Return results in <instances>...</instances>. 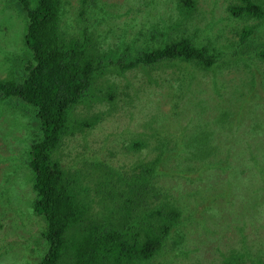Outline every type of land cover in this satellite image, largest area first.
<instances>
[{"label": "trees", "instance_id": "1", "mask_svg": "<svg viewBox=\"0 0 264 264\" xmlns=\"http://www.w3.org/2000/svg\"><path fill=\"white\" fill-rule=\"evenodd\" d=\"M143 1L149 7L165 3L164 0ZM171 1H175L178 12L188 18L199 11L198 0ZM10 3L13 8H10ZM105 4V0H0V35L2 26L7 24L8 14H17L16 18L24 22L21 25L24 28L22 38L27 52L26 63L20 67L26 73L20 82L13 75L9 79L0 78V101L18 100L33 110V118L39 123L37 133L33 135L34 142L27 152L29 160L25 164L32 181L31 206L34 213L45 220L41 239L47 248L37 264H148L171 243L172 230L182 219L184 206L198 203V190L194 182L204 177L209 179V187L217 181L216 189H224L222 182H227L226 187L231 193L222 200L227 211L219 212L217 217L238 218L245 212L258 209L256 207L249 211L246 208L249 205L245 204L259 184L264 186L252 163L247 162V155L250 157L249 152H252L257 164H264V138L257 144L245 146H236L235 138L243 129L246 117L252 119L256 116L255 104L250 100L251 92L257 90L261 101H264V72L257 62L264 63V45H260L255 65L247 62L250 70L243 73L255 85L243 83L228 88L226 84V88L215 79L210 84L213 92H209L207 81L195 77L197 84L194 88L204 95L207 102L215 95L222 99L216 105L208 106V109H215L218 113L217 127L222 126L226 133V136L223 134L224 138L217 128L208 124L205 117L209 119V110L196 119L194 127L201 129L199 133H192L188 128L186 132L180 129L178 134L169 131L171 126L180 122L183 112L180 93L174 89V99L169 98L172 114L165 119L176 122L168 128L160 121L156 123L166 114L159 109L149 120L142 121L141 113L144 110L151 112L152 108L144 107L140 112V103L147 100L139 94L144 87L139 82L131 81L134 77L129 78V74L123 89L126 90L124 95L130 99L128 116L135 117L137 127L144 122L141 131L135 133L138 137H133L122 148L139 156L140 160L129 167L120 164L121 149L119 151L117 145L118 153H115L114 144L119 142L115 138L110 139L113 134L95 146L94 136L87 131L105 119L103 116L111 115L112 110L94 112L90 119L81 117L80 105L91 108L94 102L114 103L120 94L119 86L107 79L108 73L126 76L128 71H141L147 75L148 81H153V69L164 64L167 67L185 64L178 69V81L188 72L191 64L206 72L213 70L214 73L220 62L224 67H229V64L222 61L223 54L216 45L221 41L219 32L215 42L207 39L204 43L199 29H190L183 19H177L180 22L164 29L182 33L184 27L186 35L178 37L170 31L157 30L158 23H155L149 31L150 38L146 39L147 46L139 48L133 56H127L130 47L124 50V43L119 44L116 50L110 44L104 48L100 45L96 24L103 22L110 25L109 31L114 29V23L108 19L110 13L104 10ZM136 4L135 0H129L127 13L136 12ZM153 9H148V16H153ZM99 10L103 14L100 18L96 16ZM228 11L232 17L243 21L260 20L257 24L246 25L240 40L231 43V62L236 64V58L247 54L245 52L249 48L245 44L250 45V39L259 27L263 34L264 0H237L231 2ZM71 12L77 22L76 27L68 21ZM93 16L95 20L91 21ZM161 21L166 25L163 19ZM144 29L143 23L136 29L133 41L143 34ZM242 44L246 46L244 49ZM0 52L5 53L4 50ZM102 82L107 85H104V89ZM188 86L185 93L189 92L191 85ZM99 88L101 93L97 94ZM161 99V103H166ZM260 109L258 113L262 112ZM114 111L119 112L120 108H114ZM189 113L191 111L185 115ZM192 121L188 118L189 123ZM150 137L152 144L149 143ZM171 137L175 138L173 145ZM68 141L70 150L76 156L74 164H71L73 170L66 169L63 160L54 156ZM79 146L81 150H77ZM99 148H103L104 152H93ZM147 149L153 152L150 160L142 158ZM238 151L242 152V156H236L235 152ZM245 171L246 175H243ZM179 177L187 182L189 192L179 190L176 195L174 190L179 188L180 182L177 181L174 186L172 182L169 187L168 181ZM235 183L241 189L235 188ZM261 188L264 190V187ZM249 208L253 206L250 204ZM219 228L223 230V227ZM226 264H231V261Z\"/></svg>", "mask_w": 264, "mask_h": 264}, {"label": "rangeland", "instance_id": "2", "mask_svg": "<svg viewBox=\"0 0 264 264\" xmlns=\"http://www.w3.org/2000/svg\"><path fill=\"white\" fill-rule=\"evenodd\" d=\"M105 1L104 10L110 13L108 19L114 23V29L109 31L108 27L110 25H105L103 22L96 24L102 47L105 48L110 44L112 49L116 50L119 44L124 43L122 47L124 50L127 49V46L130 47V50H127V56H133L138 52L139 48L147 46L146 39L150 38L149 31L155 23H158V26L155 25L157 30L170 31L174 36L179 35L178 37L182 34L186 35L184 27L182 33L164 29L166 26L171 28L175 22H180L177 19H183L190 29L196 27L199 29V36L205 41L204 43L207 42V39L215 42L216 35L219 32L221 41L216 45L223 54L222 61L227 62L229 67H224L220 62L216 73H214L213 70L206 72L199 66L191 64L187 69L188 72L178 81V69H182V67L186 66L185 64L178 63L168 65V67L164 64L158 69H153V81H148L147 75H143L141 71L139 73L137 71H128L125 73L126 76L109 72L107 75L109 82L113 81L119 86L118 92L120 91V94L116 97L115 102H94L91 108L80 105L81 117H84V119H90L94 112L112 110V114H108L107 117L103 116L105 119L101 120L94 129H87L94 136L93 142L96 143L95 146H99L100 142H104L113 134L110 139L115 138L119 142V144H114L115 153H118L117 145H119V151L121 149L120 164H127L131 167L140 160L138 154L128 153L122 149L127 143L132 141L133 137H138L135 133H138V130L141 131L144 124V122H141L140 126L137 127L138 124L137 120L134 119L135 117L128 116L127 109L130 99L124 95L126 90L123 89L129 74H131L129 78L134 77L131 81L139 82L144 87V91L139 94L143 97L145 96L147 100L144 103H140V112L144 107L152 108L151 112L144 110L141 113L142 121L149 120L154 116L156 109H159L166 114H164V117L158 118L156 123L160 121L167 128L172 123H175L174 119L167 121L165 118L172 114V104L169 103V98L174 99L172 92L177 90L181 96L180 107L183 112L180 116V122L171 126L169 131L178 134L180 129L186 132L188 128L192 133L193 131L199 133L201 129H195L194 127L197 123L196 119L201 118L202 113L209 110L211 111L210 120L207 116L205 117L208 120V124L214 129L217 128V131L221 133V137L224 138L223 134L226 136V133L222 126L217 127L218 119L216 120V118L218 113H216L215 109H208V106L216 105L219 102L218 100L222 99L215 95L214 99H208L209 102H207L203 97L204 95L194 88L197 84L195 77L207 81L209 92L212 91L210 84L215 79L218 82H222L225 87L227 84L228 88L243 83L255 85V82L244 76L243 73H245V70H250V65L247 62L255 65L260 45H264V31L261 34L262 28L259 27L258 31L255 32L256 34H254L255 36L250 39V45L245 44L249 50L241 58H236V64H232L231 59L233 57L230 53L232 52L231 43L240 40V34H242L244 27L248 24H257L260 20L243 21L232 17L228 13V8L231 2L237 0H198L199 11L191 18L178 12L175 1L164 0L165 3L161 5L151 6L155 9H153V16H148L147 11L151 7L147 6L143 0H135L138 3L134 6L137 11L130 13H127L129 0ZM3 7L2 4L1 8ZM10 8H13L12 3H10ZM102 15V11L99 10L96 16L100 18ZM8 16L7 24L2 26L3 31L0 35V51H5V53L0 52V78L9 79L13 75L20 82L26 73L20 68L25 65L27 57L22 38L24 28L21 25H24V22L16 18L18 15L14 16L12 12ZM162 19L166 25L164 22L162 23ZM90 20L94 21L95 16ZM68 21L76 27L77 22L72 18V12L69 13ZM143 23L145 24L143 34H139L136 41H133L132 38L136 29H139ZM191 24H193V27ZM69 29L70 31L72 30L71 28ZM245 45H241L242 49L246 47ZM257 62L261 66V71L264 72V63L262 61ZM262 74L264 75V73ZM219 78L223 79L224 82ZM171 79H175V81ZM104 85L105 83L102 82V89H104ZM188 85H191L188 88L189 92L185 93V88L189 87ZM105 86L107 87V85ZM99 90L100 88L97 89V94L101 93ZM251 94L250 100L255 104L254 115L256 116L252 119L246 117L243 129L239 136L235 138L236 146L257 144L261 138H264V101H261L260 93L257 90L252 91ZM262 96H264L263 93ZM161 98L166 103H161ZM201 98L202 100L199 102ZM256 103H258L259 107H257ZM112 104L115 106L112 107ZM114 108H120V111H114ZM259 109L262 111L261 113H258ZM0 111H2L0 113V264H37L47 248V244L41 239V233L45 228V220L42 216L36 215L31 206L33 201H31L33 196L32 181L29 168L25 164L29 160L27 152L31 143L34 142L35 138L33 137L35 136L33 135L37 133L36 127H38L39 123L33 118V110L16 99L0 101ZM187 111H191V113L185 115ZM197 113H201V115ZM188 118L193 121L189 123ZM148 139L149 143L152 144L151 137ZM172 139L173 137L170 140ZM244 139L245 141H243ZM241 141H243V144H241ZM93 142L92 145H94ZM174 142L175 138L172 145ZM77 150H81V146L77 147ZM101 151L104 152V149L93 150V152L98 154ZM235 154L239 157L242 156L240 151L235 152ZM249 154L250 157L247 155V162L250 161L252 163L256 174L259 175L260 180L264 183V164H257L255 155L252 152H249ZM152 155V150L147 149L144 151L142 158L150 160ZM54 156H58L63 160V166L66 169L73 170L71 164L72 162L74 164L76 156L70 150L69 141L63 149L56 154L54 153ZM240 172H244V170H240ZM243 175H246V171ZM207 180L209 179L205 177L200 178V180L196 179L195 182L191 180L196 184L198 190L196 195L198 203H187L184 206L182 219L172 230L171 243L165 246L162 252L150 260L148 264H172L173 262H177V264H226L229 260L231 264H260V262L264 264V190L261 188L264 186L259 184L256 187L257 191L254 190L255 192H253L251 197H247L245 202L249 207L250 204L253 206L252 209L246 206L249 211H253L258 207L255 211L245 212L238 218L223 217L225 216L223 214V216L217 217L219 212L227 211L226 207L222 205V200L231 196V193H229V187H226L227 182H222L225 184L224 189H216L215 183L217 181L209 187ZM177 181L180 182V185L179 188L174 190L176 195L179 190L182 193L183 191L189 192V187L186 185L187 182L182 177L170 179L168 181L169 187H171L172 182L174 183L173 186L177 184ZM203 184L206 188L202 186ZM235 188L241 189V186L239 187L235 183ZM172 194L175 195L173 192ZM82 197L84 198V196ZM219 227H223V230H220ZM207 239L212 241L210 242Z\"/></svg>", "mask_w": 264, "mask_h": 264}]
</instances>
